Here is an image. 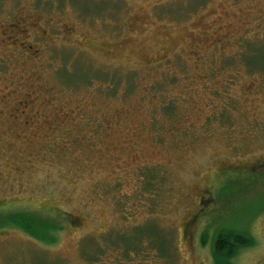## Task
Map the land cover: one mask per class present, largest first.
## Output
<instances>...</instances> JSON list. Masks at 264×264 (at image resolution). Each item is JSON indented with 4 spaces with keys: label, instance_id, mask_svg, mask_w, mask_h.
Wrapping results in <instances>:
<instances>
[{
    "label": "rangeland",
    "instance_id": "rangeland-1",
    "mask_svg": "<svg viewBox=\"0 0 264 264\" xmlns=\"http://www.w3.org/2000/svg\"><path fill=\"white\" fill-rule=\"evenodd\" d=\"M22 211L62 229L0 224V264H215L227 229L264 264V0H0V222Z\"/></svg>",
    "mask_w": 264,
    "mask_h": 264
},
{
    "label": "trees",
    "instance_id": "trees-1",
    "mask_svg": "<svg viewBox=\"0 0 264 264\" xmlns=\"http://www.w3.org/2000/svg\"><path fill=\"white\" fill-rule=\"evenodd\" d=\"M57 216L61 217L60 214ZM0 224H3L1 227L8 225L17 228L24 234L46 245L55 242V237L51 236L52 231L62 229L59 225L51 224V220L47 216H39V214L24 211L10 213ZM254 243V239L245 233L234 232L230 229L222 230L216 235L213 244L212 257L214 263L234 264L232 259L237 256L238 252L244 247L254 246Z\"/></svg>",
    "mask_w": 264,
    "mask_h": 264
},
{
    "label": "flooded vegetation",
    "instance_id": "flooded-vegetation-1",
    "mask_svg": "<svg viewBox=\"0 0 264 264\" xmlns=\"http://www.w3.org/2000/svg\"><path fill=\"white\" fill-rule=\"evenodd\" d=\"M13 26H15V23L14 24H10V26L8 27V28H10V31L8 32V30L7 31H4L3 33H2V35L4 36V38L5 39H7V37H6V35L8 34V33H10L11 32V35H12V40H13V44H14V46L15 45H18V46H22L21 45V43L19 42V40H17V39H15L14 37V33H15V28L16 27H13ZM18 38H19V35H18ZM23 45H24V43H23ZM25 50H26V52L28 53L29 51H28V49L27 48H25ZM27 105H28V102H27ZM20 108H27V106L25 107V106H23V105H21V107ZM14 110L16 111V112H18L16 115H14V114H11V117L12 118H14V119H17V118H21V117H23L22 118V120H23V125H24V128L25 129H27V128H30L31 126H30V122L28 123V121H27V110H26V112L25 111H23V110H18L17 108H14ZM26 114V115H25ZM13 122H14V125L15 126H18L19 124H17V122H18V120H12ZM24 212H27V211H24ZM21 232V231H20ZM23 233V232H22ZM24 234V233H23ZM26 235V234H25ZM28 238L30 237V236H28V235H26Z\"/></svg>",
    "mask_w": 264,
    "mask_h": 264
}]
</instances>
